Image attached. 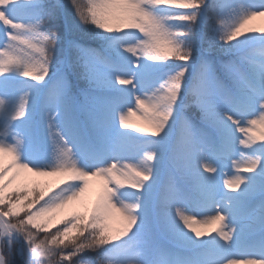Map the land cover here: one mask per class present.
Returning <instances> with one entry per match:
<instances>
[{"label":"snow or ice","instance_id":"obj_1","mask_svg":"<svg viewBox=\"0 0 264 264\" xmlns=\"http://www.w3.org/2000/svg\"><path fill=\"white\" fill-rule=\"evenodd\" d=\"M255 18L264 0H0V264H264Z\"/></svg>","mask_w":264,"mask_h":264},{"label":"rangeland","instance_id":"obj_2","mask_svg":"<svg viewBox=\"0 0 264 264\" xmlns=\"http://www.w3.org/2000/svg\"><path fill=\"white\" fill-rule=\"evenodd\" d=\"M248 27H256V28L264 27V18L253 19L252 21L249 22ZM93 46H95V44H93ZM223 171L227 172L228 168H225ZM222 176H223V174H222Z\"/></svg>","mask_w":264,"mask_h":264}]
</instances>
